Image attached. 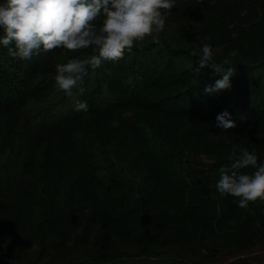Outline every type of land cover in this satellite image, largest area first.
I'll return each instance as SVG.
<instances>
[{
    "label": "trees",
    "instance_id": "obj_1",
    "mask_svg": "<svg viewBox=\"0 0 264 264\" xmlns=\"http://www.w3.org/2000/svg\"><path fill=\"white\" fill-rule=\"evenodd\" d=\"M183 15L89 68L86 112L54 76L90 48L21 61L0 45V264H264V202L216 188L234 145L264 163V0ZM203 44L217 63L237 51L231 90L205 93L222 74L194 73ZM224 111L235 128L216 127Z\"/></svg>",
    "mask_w": 264,
    "mask_h": 264
},
{
    "label": "clouds",
    "instance_id": "obj_2",
    "mask_svg": "<svg viewBox=\"0 0 264 264\" xmlns=\"http://www.w3.org/2000/svg\"><path fill=\"white\" fill-rule=\"evenodd\" d=\"M176 0H3L0 3V45L8 54L21 61H29L42 51L65 49L71 52L91 49L86 58L67 59L55 65V88L72 98L74 110L88 111L86 101L79 99L86 89L82 86L88 69L101 67L103 62L118 63L125 53H131L134 44L151 38L159 43L165 30L166 19L175 7ZM198 56V67L211 68L221 73L220 79L205 87L207 95H216L232 88L235 74L230 65L237 51L228 53L221 63L214 59L213 49L203 44ZM73 89H78L74 92ZM216 127L226 131L236 127L230 113L217 115ZM228 159L230 166L219 168L220 179L216 188L221 196L230 195L242 209L248 210L250 202H264V163L258 165V156L247 148L237 154L233 146ZM251 167V173L242 170Z\"/></svg>",
    "mask_w": 264,
    "mask_h": 264
},
{
    "label": "rangeland",
    "instance_id": "obj_3",
    "mask_svg": "<svg viewBox=\"0 0 264 264\" xmlns=\"http://www.w3.org/2000/svg\"><path fill=\"white\" fill-rule=\"evenodd\" d=\"M221 1L224 0H176V5L170 12V20L178 21L179 14L183 13L182 20L185 22L195 14L209 13ZM210 261L216 263V259H211Z\"/></svg>",
    "mask_w": 264,
    "mask_h": 264
}]
</instances>
